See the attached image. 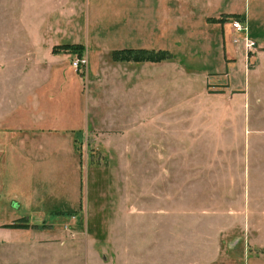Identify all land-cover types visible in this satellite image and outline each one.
Returning <instances> with one entry per match:
<instances>
[{
    "label": "rangeland",
    "instance_id": "obj_1",
    "mask_svg": "<svg viewBox=\"0 0 264 264\" xmlns=\"http://www.w3.org/2000/svg\"><path fill=\"white\" fill-rule=\"evenodd\" d=\"M148 2L0 0V264H145L152 174H164L155 193L173 206L193 196L183 165L240 160L235 140L221 144L219 131H234L241 118L246 130L264 123V0ZM36 12L51 19L39 25ZM244 20L258 39L251 49L232 26ZM127 47L169 57L112 59ZM230 69L239 72L231 78ZM163 134L170 139L161 145ZM21 216L28 225L7 226ZM179 250L173 239L169 261L172 252L181 261L209 258Z\"/></svg>",
    "mask_w": 264,
    "mask_h": 264
},
{
    "label": "crops",
    "instance_id": "obj_2",
    "mask_svg": "<svg viewBox=\"0 0 264 264\" xmlns=\"http://www.w3.org/2000/svg\"><path fill=\"white\" fill-rule=\"evenodd\" d=\"M40 7H42L41 4H39ZM51 16V12L50 15L48 12H36L34 17L37 24L42 25L45 24L46 17L50 20ZM243 22L246 26L248 25L247 20ZM248 31H250L249 26H247V36ZM251 38L258 41L257 38ZM230 70L231 78L239 72L238 69ZM62 81L67 83L68 79ZM224 89L229 90V87ZM192 101H194L193 108L201 113L203 106L201 100L194 98ZM224 102L227 104L226 100ZM37 106V101L32 105L33 109L28 106L29 113L34 111L33 114H29L30 118L37 117L35 111ZM207 112L214 115L217 111L210 109ZM169 117L165 121H169ZM154 118L151 114V117L146 119L153 121ZM236 124L238 128L234 131H219L221 134L219 139L225 146L232 144L235 140V147L240 153L239 161L231 164L211 162L206 168L201 167V164H195L190 168L186 165L181 167L182 185H185L186 180H192L188 184L193 189L192 197L186 198L185 194H181L178 200L174 201L175 205L171 206L170 200L164 194L155 193L154 189V185H164L167 179L163 173L156 179L152 174L150 182L153 188L149 190L151 195L148 196L146 205V213L151 216L149 222L151 252L147 253L145 264H219L223 259L226 260V264H241L242 257L245 256L248 260L254 259L253 264H264V123H260L256 129L252 127L253 124H249L247 130L242 118L241 122ZM226 135L230 140L223 139ZM24 136L28 135L24 134ZM156 138L152 135L150 141H158L159 137ZM177 138L179 140L180 136L178 135ZM185 138L187 141L186 135ZM160 139L161 141L157 143L163 145L169 142L170 136L163 134ZM193 140L192 148L195 152H199L200 134L193 135ZM186 141H181L182 146L178 142V146L185 148ZM210 141L214 145L213 136L210 137ZM25 144L23 141L24 146ZM186 175L192 177L187 178ZM207 186L211 187V194L205 197L202 195V189ZM185 192L186 189H183V193ZM162 231L167 233V239L166 236L161 235ZM168 232L171 233L170 243ZM173 239L179 243V249H181L179 251H208V260L205 262L181 261L178 260V254L172 252L173 257L169 261V250L173 249ZM204 245L206 247L203 249ZM131 259L127 260L131 261Z\"/></svg>",
    "mask_w": 264,
    "mask_h": 264
},
{
    "label": "trees",
    "instance_id": "obj_3",
    "mask_svg": "<svg viewBox=\"0 0 264 264\" xmlns=\"http://www.w3.org/2000/svg\"><path fill=\"white\" fill-rule=\"evenodd\" d=\"M211 19H209L210 21ZM214 22H219L217 20H212ZM74 48V47H81L78 45H71L69 47L66 48ZM82 49V47L80 48ZM81 51V50H80ZM153 50H148V49H144V48H131V47H127V48H122V49H115L112 52V59L115 61H129V60H133V61H139V60H150V61H156V60H161L162 58L165 57H169V52H167L166 50L164 51H158L156 53H166L164 55H158L157 57H152ZM17 203L16 202H12V206L16 207ZM16 221L19 222H14L12 224H7V226L9 227H19V226H25L28 225L27 219L25 216H21L19 219H17Z\"/></svg>",
    "mask_w": 264,
    "mask_h": 264
},
{
    "label": "built area",
    "instance_id": "obj_4",
    "mask_svg": "<svg viewBox=\"0 0 264 264\" xmlns=\"http://www.w3.org/2000/svg\"><path fill=\"white\" fill-rule=\"evenodd\" d=\"M232 26L237 31H244L245 32V36L243 39H244L245 47L247 49H251L255 46V41L247 36V32H246L247 27L245 25H242V23L240 21H233ZM82 63H84V60L80 59V58L73 61V65L75 67H77L78 65H81Z\"/></svg>",
    "mask_w": 264,
    "mask_h": 264
}]
</instances>
